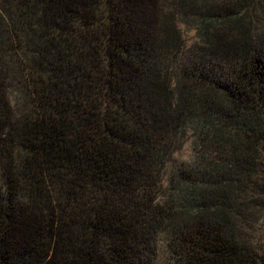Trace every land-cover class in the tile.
<instances>
[{
  "label": "trees",
  "instance_id": "16d2710c",
  "mask_svg": "<svg viewBox=\"0 0 264 264\" xmlns=\"http://www.w3.org/2000/svg\"><path fill=\"white\" fill-rule=\"evenodd\" d=\"M0 264H264V0H0Z\"/></svg>",
  "mask_w": 264,
  "mask_h": 264
},
{
  "label": "rangeland",
  "instance_id": "374dc122",
  "mask_svg": "<svg viewBox=\"0 0 264 264\" xmlns=\"http://www.w3.org/2000/svg\"><path fill=\"white\" fill-rule=\"evenodd\" d=\"M184 32V37L187 42V46H193L196 42L195 33L193 31H188L186 28H182ZM176 164H191L195 160L193 139L189 140L184 149L175 155L174 157Z\"/></svg>",
  "mask_w": 264,
  "mask_h": 264
}]
</instances>
